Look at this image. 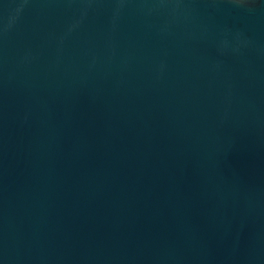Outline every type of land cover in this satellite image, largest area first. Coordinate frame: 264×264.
Here are the masks:
<instances>
[{
  "label": "water",
  "instance_id": "1",
  "mask_svg": "<svg viewBox=\"0 0 264 264\" xmlns=\"http://www.w3.org/2000/svg\"><path fill=\"white\" fill-rule=\"evenodd\" d=\"M0 264H264V0H0Z\"/></svg>",
  "mask_w": 264,
  "mask_h": 264
}]
</instances>
